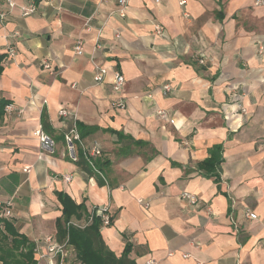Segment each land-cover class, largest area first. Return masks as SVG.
<instances>
[{
    "label": "crops",
    "instance_id": "obj_1",
    "mask_svg": "<svg viewBox=\"0 0 264 264\" xmlns=\"http://www.w3.org/2000/svg\"><path fill=\"white\" fill-rule=\"evenodd\" d=\"M117 1L13 0L0 20V104L14 108L0 107V201L12 203L9 221L40 253L50 236L66 244V264H80L67 236L59 238L61 192L88 212L108 205L111 224L99 232L117 258L127 243L135 264H264V4L128 0L120 17ZM30 3L36 12L22 16L19 7ZM94 63L109 68L101 84ZM112 70L124 76L125 110L112 105ZM43 108L52 153L35 134ZM61 108L73 115L59 119ZM73 116L92 129L80 138L96 142L91 159L105 183L87 171L81 149L76 161L69 156L63 134ZM214 146L222 160L210 175L199 165ZM70 224L86 226L83 218L62 222Z\"/></svg>",
    "mask_w": 264,
    "mask_h": 264
},
{
    "label": "trees",
    "instance_id": "obj_2",
    "mask_svg": "<svg viewBox=\"0 0 264 264\" xmlns=\"http://www.w3.org/2000/svg\"><path fill=\"white\" fill-rule=\"evenodd\" d=\"M6 104L2 102L0 107L4 108ZM40 116L41 130L47 134L49 132V125L45 118V108L41 110ZM76 128L80 137H83L86 132L92 131V129L84 128L77 122ZM126 143L134 146L147 145L146 143L133 139H127ZM221 151V146L212 147L209 150V156L201 162L199 167H202L207 174L216 175L217 168L222 160ZM80 160L84 161L82 156L79 157ZM87 171L94 174L88 165ZM56 196L62 205V220L57 221L59 238L64 239L67 236V244L73 247L75 258L80 264H135L127 257L130 251L127 243L121 256L118 258L106 248L99 232L101 218L93 209L91 212H88L82 203H74L64 193L58 192ZM72 217L78 219L83 218L86 226L80 228L70 224L67 228L63 227L62 222L63 224L67 223ZM0 264H36L34 243L29 241L23 234H20L13 227V224L5 219H0Z\"/></svg>",
    "mask_w": 264,
    "mask_h": 264
},
{
    "label": "built area",
    "instance_id": "obj_3",
    "mask_svg": "<svg viewBox=\"0 0 264 264\" xmlns=\"http://www.w3.org/2000/svg\"><path fill=\"white\" fill-rule=\"evenodd\" d=\"M155 1L157 2L158 0H155ZM4 2L7 8L0 9V20H6V16L8 12L16 6L13 0H4ZM127 4H128V0H118L117 1L116 13L118 14V16L124 17L126 15ZM255 4L257 5L264 4V0H255ZM180 5H183V2H180ZM19 8H20V12L22 16H30L36 12L37 5L35 3H30L25 6H20ZM161 30L162 29L159 25L154 26V31L156 33L158 34L161 33ZM15 35L16 33H14L12 36L14 37ZM82 46L83 45L81 41L78 40L75 42L73 50L76 55L79 56L84 53ZM14 54H15L14 48L12 46H8L6 50V55L8 57H12ZM200 63H203V61L200 60ZM42 66L45 69L51 70L49 64L47 63H43ZM108 70H109L108 66L99 65V64L94 63L93 76H92L93 82L96 84L103 83L104 78L108 73ZM124 82L125 80H124V76L122 75V73L116 70L111 71L110 88H111L112 94L116 96L112 102V105L114 108L119 109V110L126 109V102L124 98H122L121 96L123 92ZM170 91H171V87L169 84H164L161 88V92L163 95H167ZM12 111H14L13 105L6 104L4 107V112L10 113ZM241 111L245 112V110L243 109ZM57 115L59 119H66L70 117V115H73V114L64 108H61L58 110ZM156 116L160 120L167 121L170 124H173L174 122L173 119L169 118L168 112L166 110H163V109L157 110ZM74 118L75 116H73V123H72L71 128L63 134L64 142L66 144V148L69 153V156L73 161H76L77 160L76 150L78 148L81 149L83 157L85 158V160L91 167L94 174L98 175L105 183V179L102 173L94 166L93 161L91 159L98 154L97 144L96 142H94L90 147H87L83 144L79 136V133L77 131L76 121ZM41 131L37 130L35 132V134L39 137L41 148L48 153H52L54 150V142ZM64 180L66 182H70L71 177L65 176ZM181 198L186 200L189 204L193 206H195L199 202V199L197 198V196L192 195L188 192H182ZM108 208H109L108 205H103V206L92 208L95 211V213L101 218L102 226H109L111 224ZM12 217H13V211H12L11 201L10 200L6 202L0 201V219L10 220ZM245 217L250 220L257 219L256 214L248 209L245 210ZM44 243L46 245L45 253H40L36 247L34 248V255H35L36 260L47 258L52 264H66V256H67V250L65 249L66 244L56 245L52 243V239L50 236L44 239Z\"/></svg>",
    "mask_w": 264,
    "mask_h": 264
}]
</instances>
